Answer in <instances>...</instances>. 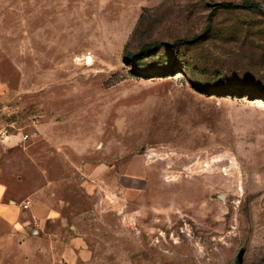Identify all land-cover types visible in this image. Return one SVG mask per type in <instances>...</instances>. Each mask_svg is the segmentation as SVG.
<instances>
[{
  "label": "rangeland",
  "instance_id": "rangeland-1",
  "mask_svg": "<svg viewBox=\"0 0 264 264\" xmlns=\"http://www.w3.org/2000/svg\"><path fill=\"white\" fill-rule=\"evenodd\" d=\"M4 129L0 264H264V0H0Z\"/></svg>",
  "mask_w": 264,
  "mask_h": 264
},
{
  "label": "crops",
  "instance_id": "crops-1",
  "mask_svg": "<svg viewBox=\"0 0 264 264\" xmlns=\"http://www.w3.org/2000/svg\"><path fill=\"white\" fill-rule=\"evenodd\" d=\"M30 200V212L28 213L21 205H18V198L14 196L9 185L0 181V250L14 240H21V233L11 234L9 229L21 228L20 222L23 215H31L37 220H43L49 215H62L53 207L48 192H38Z\"/></svg>",
  "mask_w": 264,
  "mask_h": 264
},
{
  "label": "trees",
  "instance_id": "trees-1",
  "mask_svg": "<svg viewBox=\"0 0 264 264\" xmlns=\"http://www.w3.org/2000/svg\"><path fill=\"white\" fill-rule=\"evenodd\" d=\"M244 6L247 7V8L256 10V9L260 8V3L252 2V1H244ZM159 45H160L159 43L149 44V45H146L143 50L151 49L153 47L155 48V47H158ZM163 75H165V73ZM163 75H161V76H163Z\"/></svg>",
  "mask_w": 264,
  "mask_h": 264
},
{
  "label": "built area",
  "instance_id": "built-area-1",
  "mask_svg": "<svg viewBox=\"0 0 264 264\" xmlns=\"http://www.w3.org/2000/svg\"><path fill=\"white\" fill-rule=\"evenodd\" d=\"M0 133H1L2 136L5 137V136H7V135L9 134V131H8L7 129H4V130H2ZM23 207H24V208H28L29 205H28L27 203H25V204H23Z\"/></svg>",
  "mask_w": 264,
  "mask_h": 264
},
{
  "label": "water",
  "instance_id": "water-1",
  "mask_svg": "<svg viewBox=\"0 0 264 264\" xmlns=\"http://www.w3.org/2000/svg\"><path fill=\"white\" fill-rule=\"evenodd\" d=\"M91 57H87V61H90Z\"/></svg>",
  "mask_w": 264,
  "mask_h": 264
},
{
  "label": "bare ground",
  "instance_id": "bare-ground-1",
  "mask_svg": "<svg viewBox=\"0 0 264 264\" xmlns=\"http://www.w3.org/2000/svg\"><path fill=\"white\" fill-rule=\"evenodd\" d=\"M92 61H93V58H91L89 62H92Z\"/></svg>",
  "mask_w": 264,
  "mask_h": 264
}]
</instances>
